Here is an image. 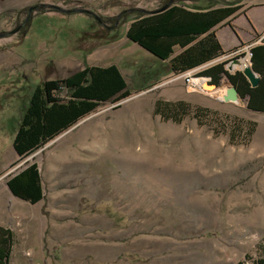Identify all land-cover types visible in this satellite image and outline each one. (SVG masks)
I'll use <instances>...</instances> for the list:
<instances>
[{"label":"rangeland","instance_id":"obj_1","mask_svg":"<svg viewBox=\"0 0 264 264\" xmlns=\"http://www.w3.org/2000/svg\"><path fill=\"white\" fill-rule=\"evenodd\" d=\"M159 1L0 0V33L11 32L0 37V226L12 233L9 264H250L256 257L264 240V115L246 111L224 77L192 88L183 75L167 74L165 62L125 38L132 16L104 33L82 13L56 10L112 18L129 8L154 10ZM182 3L236 7L237 26L247 11L264 6V0ZM34 4L42 11L31 13L25 35L16 33L26 17L16 12ZM226 53L196 67L193 78H205L200 73L217 64L227 74L244 73L229 67L243 54ZM111 64L129 96L97 105L41 149L15 156L11 139L34 85ZM156 102L188 108L174 123L154 113ZM196 107L217 119L237 115L254 131L231 142L228 124L197 122ZM24 163H35L42 181L44 198L34 205L5 186Z\"/></svg>","mask_w":264,"mask_h":264},{"label":"trees","instance_id":"obj_2","mask_svg":"<svg viewBox=\"0 0 264 264\" xmlns=\"http://www.w3.org/2000/svg\"><path fill=\"white\" fill-rule=\"evenodd\" d=\"M183 1L185 0H160L156 9L151 11L129 8L120 11L115 17L99 18L100 23L92 16L84 15L93 19L104 33H114L121 23L132 16L125 31V38L151 57L165 62L167 74L177 75L224 54L209 30L237 10L236 7L225 6L207 11H190L183 5ZM189 1L196 3L198 0ZM163 7L165 8L160 11ZM42 9L41 5L34 4L17 11L16 15L26 17L15 27L16 33L25 35L31 26V13L41 12ZM72 10L63 13L74 14ZM0 34L5 37L11 35V32ZM259 42L249 48V67L257 76L254 87H251L239 72L227 74L223 70V64L211 65L200 75L214 85L224 77L235 89L238 98L244 100L247 110L264 114V41ZM177 48L181 52L171 57ZM62 90L66 91V97L59 95ZM129 94L130 89L114 64L106 67L83 66L81 70L65 78L44 80L34 85L31 90L27 104L18 117L11 148L15 156L22 159L73 126L97 105L108 100L124 99ZM186 108L188 106L182 102L164 104L163 107L156 102L154 113L162 120L178 123ZM193 111L194 119L199 123L214 119L219 128H225L228 124L231 142L237 138L246 141L254 131L252 122L238 118L217 119L215 112L201 107H196ZM5 186L12 197L29 205H34L44 198L41 177L35 163H24L6 178ZM12 242L11 231L0 226V264H9ZM250 264H264V240L256 246V257Z\"/></svg>","mask_w":264,"mask_h":264},{"label":"crops","instance_id":"obj_3","mask_svg":"<svg viewBox=\"0 0 264 264\" xmlns=\"http://www.w3.org/2000/svg\"><path fill=\"white\" fill-rule=\"evenodd\" d=\"M214 8H218V7H210L208 9H204L202 11H207V10H211ZM258 8H260V9H254V10L252 9L251 11H247L245 13V15H242V22L238 26L233 24L234 22H231V19L233 18V15L235 13L234 12L232 15L223 19L222 21H220L219 23L214 25L209 30V32L213 33L214 39H215L216 43L219 45L221 52H223V53L230 52L236 46L244 45L246 43L250 44V45H248V47L250 48L251 46H254V45L260 43L258 41L261 38H262L261 40L264 41V39H263L264 38V6H260ZM188 10L197 11L196 9H188ZM201 37H203V36H201ZM180 52H181L180 49H178V48L174 49V52H173L171 57L177 55ZM209 62L210 61H208L204 64H207ZM81 69H79V70H81ZM79 70H77V71H79ZM77 71H75V72H77ZM240 101L245 108L244 100H240ZM245 110L248 111L249 113H252V114H261V113L249 111L246 108H245ZM261 115H264V114H261ZM235 117L238 118L239 116L236 115ZM245 121H247V120H245ZM248 121H250V120H248ZM41 185H42V183H41ZM121 198L123 199L124 197H121ZM125 198H128V195H125ZM124 212L127 213L128 210L127 211L122 210V213H124Z\"/></svg>","mask_w":264,"mask_h":264},{"label":"water","instance_id":"obj_4","mask_svg":"<svg viewBox=\"0 0 264 264\" xmlns=\"http://www.w3.org/2000/svg\"><path fill=\"white\" fill-rule=\"evenodd\" d=\"M165 7H163V8H161L160 9V11H162L163 9H164ZM56 10L57 11H60V12H67V10L66 11H63V10H61V9H58V8H56ZM73 12H75V13H82V14H85V15H89V16H92L95 20H96V22H98V23H100V19L97 17V16H95V15H93L90 11H88V10H84V9H79V10H72ZM3 35L2 34H0V37H2ZM142 50V49H141ZM144 51V50H143ZM144 52H146V51H144ZM147 53V52H146ZM235 61H233L232 63H234ZM250 64H249V62H248V68L247 69H244V73H242V75L246 78V80H247V82H248V84L251 86V87H254L255 85H256V83H257V76L251 71V69H250ZM231 93H232V95H233V97L235 98V100H239V98H238V96H237V93H236V91H235V89L232 87V86H230L229 88H227ZM29 164H31V163H29Z\"/></svg>","mask_w":264,"mask_h":264},{"label":"built area","instance_id":"obj_5","mask_svg":"<svg viewBox=\"0 0 264 264\" xmlns=\"http://www.w3.org/2000/svg\"><path fill=\"white\" fill-rule=\"evenodd\" d=\"M261 40V39H260ZM259 40V41H260ZM258 41V42H259ZM257 42V43H258ZM241 52V54H243V59H246V61H247V63L249 62V57H250V53H249V47L248 46H245V47H243L242 49H239V48H236L235 50H233V51H230V52H227L226 53V56H228V57H230V56H232V55H235V54H238V53H240ZM240 60V59H239ZM239 60H236L235 62H237V61H239ZM195 70H196V68L195 69H192V70H189V71H187V72H184V73H182V74H180V75H183V80L185 81V83L188 85V86H191L192 88H196L193 84H192V79H194L193 78V75H194V73H195ZM178 76V75H177ZM199 79H202V80H204V82H205V80L206 81H208V79H206V78H199Z\"/></svg>","mask_w":264,"mask_h":264},{"label":"bare ground","instance_id":"obj_6","mask_svg":"<svg viewBox=\"0 0 264 264\" xmlns=\"http://www.w3.org/2000/svg\"><path fill=\"white\" fill-rule=\"evenodd\" d=\"M229 67H231V69H233V70L236 68L247 69L248 63H247L246 59H242V60H239L237 62L232 63ZM202 83H204V81H202L201 79H192V84L197 86V87L198 86L200 87V85H202Z\"/></svg>","mask_w":264,"mask_h":264}]
</instances>
